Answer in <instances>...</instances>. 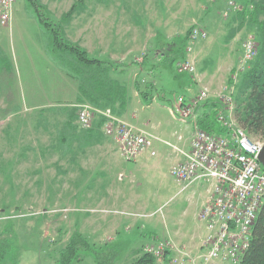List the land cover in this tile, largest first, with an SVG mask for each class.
I'll return each instance as SVG.
<instances>
[{"label":"rangeland","instance_id":"rangeland-1","mask_svg":"<svg viewBox=\"0 0 264 264\" xmlns=\"http://www.w3.org/2000/svg\"><path fill=\"white\" fill-rule=\"evenodd\" d=\"M78 1L39 0L50 28ZM235 1L84 0L71 22L62 24L63 32L91 59L117 68L115 78L129 89L127 116L118 117L176 143L175 136L192 129L179 117L180 99L191 101L204 89L213 97L233 90L235 120L243 128L237 119L238 89L260 44L257 40L256 58L242 67L245 40L257 33L247 22L230 38L241 22H234L230 4ZM37 14L30 1L17 0L10 27H0V248L9 243L8 251H0H7L0 253V264H58L72 240L79 245L71 264H133L158 240L181 243L175 239L181 233L196 236L200 246L206 233L199 221L204 190L194 185L181 191L171 175L172 149L158 145L157 156L144 154L131 162L114 143L115 164L104 171L95 168L94 154L71 163V155L62 151L74 147L72 140L54 146L57 127L66 120L63 107L78 103V83L54 63L53 34ZM194 27L207 37L185 42ZM186 59L194 62L195 73L179 70ZM138 78L155 87L150 107L135 95ZM249 136L264 147V136ZM67 177L80 180L68 183ZM120 188L129 207L98 203V197Z\"/></svg>","mask_w":264,"mask_h":264},{"label":"built area","instance_id":"built-area-1","mask_svg":"<svg viewBox=\"0 0 264 264\" xmlns=\"http://www.w3.org/2000/svg\"><path fill=\"white\" fill-rule=\"evenodd\" d=\"M16 2L0 0V27H10ZM230 7L235 11L242 9L236 1L231 2ZM206 37L205 31L192 28L191 41ZM257 50V39L250 35L244 43L242 67L256 58ZM191 51L190 47L188 53ZM192 62V59H187L180 63L179 70L195 73ZM209 93L208 89H204L188 103L180 99L177 110L179 117L192 126L188 152L130 124L111 109L102 110L88 104L78 108L80 129L92 130L101 120L102 132L115 141L125 160L136 161L152 149L155 142H163L185 160L179 161L171 169L172 177L182 185L181 191L194 185L205 190L206 199L199 220L206 225L208 232L198 253L178 247L172 241H159L146 248L148 254L160 261L164 260L168 251L172 253L169 264H240L249 250L253 230L264 204V167L260 162L263 147L251 140L247 131L235 120L233 90L230 93L226 90L214 97ZM212 98L222 106L218 120L226 130L225 134H212L200 127L198 110ZM182 140L183 137L179 136V141ZM152 156H156V152L153 151Z\"/></svg>","mask_w":264,"mask_h":264},{"label":"trees","instance_id":"trees-1","mask_svg":"<svg viewBox=\"0 0 264 264\" xmlns=\"http://www.w3.org/2000/svg\"><path fill=\"white\" fill-rule=\"evenodd\" d=\"M37 10V19L45 28L46 32H52L53 39L51 45V56L54 63L60 71L69 79L78 83V103L73 107H63L60 114L64 115L66 120L61 127H57L56 143L54 146L64 145L68 140L75 141L83 138H93L96 134H101L103 122L99 121L95 129L81 131L75 125L77 120V105L90 104L98 109H111L114 114L123 117L128 108L129 89L125 83L115 78L117 68L109 62L98 59H91L87 50L81 48L78 44L68 41L64 37L63 25L69 24L84 0H79L74 4L71 10L63 15L59 23L53 28L47 23L44 17V11L39 0H28ZM242 5V10L236 11L235 19H240V24L236 30L232 31L230 38H234L247 22L256 27V38L259 41V54L254 61L253 67L245 74L239 87L237 119L241 126L254 136H264V0H236ZM238 31V32H237ZM191 30L186 36L185 42L189 41ZM145 62V59H144ZM142 66H144L142 64ZM142 80H137L134 84L142 101L150 106L154 98L155 87L149 83L144 85ZM207 110L200 115V127L212 134H225L218 120L220 111L219 103L215 101L207 102L201 109ZM78 137V138H77ZM68 139V140H67ZM9 248V243L4 244ZM78 243L71 241L69 247L61 253V260L58 264H71L76 259L78 253ZM5 247L0 251H5ZM6 252H0L1 257ZM154 256L143 252V255L134 261L133 264H156ZM241 264H264V204L260 211L256 225L253 230L252 240L249 250Z\"/></svg>","mask_w":264,"mask_h":264},{"label":"crops","instance_id":"crops-1","mask_svg":"<svg viewBox=\"0 0 264 264\" xmlns=\"http://www.w3.org/2000/svg\"><path fill=\"white\" fill-rule=\"evenodd\" d=\"M163 55V57H165L166 55H164V54H162ZM164 59V58H163ZM162 59V60H163ZM161 60V61H162ZM142 66V65H141ZM141 70H143L142 69V67H141ZM138 71V70H137ZM135 74H136V72H134V75L133 76H135ZM136 75H138L139 76V74H136ZM136 77V76H135ZM138 80H146V79H140V78H138ZM134 89V88H133ZM135 90V89H134ZM192 90V88L191 89H189V91H191ZM135 92H136V96L138 97V98H140L141 99V97H140V95H139V93L135 90ZM185 101H186V103H188L189 101H188V99H186L185 98ZM205 105V104H204ZM203 105V106H204ZM205 111L207 112V110L206 109H204V108H202L200 111H199V113H200V115H203L204 113H205ZM125 116H127V112H126V114L123 116V117H125ZM131 124H133V123H131ZM140 127V126H139ZM147 131V130H146ZM101 132V131H100ZM149 132V131H148ZM152 134V133H151ZM191 134H192V129H191V131H190V133H188L187 135L186 134H181L180 133V135H178V137L179 136H182L183 137V140L182 141H179L178 140V137L177 136H175V138H176V143H172L170 140H167V139H164V138H162V137H160V136H158V135H155V134H153V135H155V136H157V137H159L163 142H165V143H170V144H172L173 146H176V147H178V148H180V149H184L185 151H189L190 150V138H191ZM78 138V137H77ZM163 142H155L154 144H153V148L152 149H150L149 151H147L146 153H144V154H148L150 157H153L152 156V152L154 151V152H156V150H154V149H156L155 147L157 146L158 147V145H161V146H167L168 148H170V149H172L171 147H169L168 145H166L165 143H163ZM115 142L112 140V139H110V138H107L102 132H101V134L100 135H98V134H96L95 136H93V138H88V137H86V138H83V136H79V138L75 141V143H74V149L72 148H70V149H63V151L62 152H64L65 153V155H71V157H69V161L71 162V163H76V162H78L79 161V159L81 158V160L82 159H84V158H86L87 157V155L89 154H94V155H96L97 157H96V159H98V161H99V164H97V166L95 167L97 170H104V171H106V169H109L110 167H112L115 163H114V156L112 155L113 154V152L115 151L114 149H111L112 148V144H114ZM116 144V143H115ZM114 144V145H115ZM116 148H118L117 146H116ZM143 154V155H144ZM172 154L175 156V158H176V162H175V164L176 163H178L179 161H185L184 160V158H182L181 156L179 157V156H177L176 155V153L173 151V149H172ZM143 155H141V156H143ZM140 156V157H141ZM156 156H157V152H156ZM139 157V158H140ZM138 158V159H139ZM137 159V160H138ZM174 164V165H175ZM173 165V166H174ZM82 168H84V167H82ZM95 168H92V169H95ZM82 172V170H80V173ZM104 173V175L106 176L107 175V173H105V172H103ZM81 175V174H80ZM79 175V176H80ZM97 175V174H96ZM124 177V175L123 174H121L120 175V179L119 180H122L121 179V177ZM81 177V176H80ZM80 177H67V182L68 183H71L70 181H72L71 180V178H73V180L75 179L77 182H79V180H80ZM82 177H89V179H92L93 180V175H86V174H83V176ZM95 177V176H94ZM82 179V178H81ZM197 187H199V186H197ZM201 189H203L202 187H200ZM196 190H198V188H196ZM204 190V189H203ZM202 192V191H201ZM202 193H204V201L202 200V203H201V207H200V212H201V210H202V207H203V204H204V202H205V199H206V193H205V190H204V192H202ZM125 192H124V190L122 189V188H120V189H118V190H116V191H114V192H111L110 194L109 193H107V194H105L103 197H98V203L101 205V206H104L105 205V203L107 202V204H109L111 207H113L114 209H115V207H117V206H120V205H128V207L132 204L131 202H130V200H128L127 199V197H125ZM203 196V195H202ZM103 212H111V211H116V210H107L106 208L105 209H103L102 210ZM201 222V221H200ZM202 223V222H201ZM202 224H204V223H202ZM204 226H205V230H206V233L205 232H202V234L203 233H205V236L207 235V227H206V225L204 224ZM190 235L188 234V235H186V234H184V233H181L180 235H178L177 237H175V239H177V238H181V240L182 241H180L181 243H177V246L178 247H181V248H184V249H186V250H189V251H191V249H195L194 251V253H198L199 252V249L197 248V246H199V241H198V239L196 238V236H190ZM205 238V237H204ZM173 242V241H172ZM198 242V243H197ZM189 245H192V247H190ZM201 246V245H200ZM199 246V247H200ZM197 249H198V251H197Z\"/></svg>","mask_w":264,"mask_h":264},{"label":"water","instance_id":"water-1","mask_svg":"<svg viewBox=\"0 0 264 264\" xmlns=\"http://www.w3.org/2000/svg\"><path fill=\"white\" fill-rule=\"evenodd\" d=\"M260 162H261V164L264 167V147H263L262 152H261V155H260Z\"/></svg>","mask_w":264,"mask_h":264}]
</instances>
